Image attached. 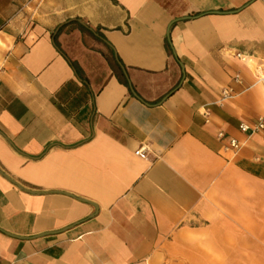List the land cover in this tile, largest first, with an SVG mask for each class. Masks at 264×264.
<instances>
[{
    "label": "crops",
    "instance_id": "crops-1",
    "mask_svg": "<svg viewBox=\"0 0 264 264\" xmlns=\"http://www.w3.org/2000/svg\"><path fill=\"white\" fill-rule=\"evenodd\" d=\"M260 118L264 0H0V264H264Z\"/></svg>",
    "mask_w": 264,
    "mask_h": 264
},
{
    "label": "built area",
    "instance_id": "built-area-1",
    "mask_svg": "<svg viewBox=\"0 0 264 264\" xmlns=\"http://www.w3.org/2000/svg\"><path fill=\"white\" fill-rule=\"evenodd\" d=\"M239 58L240 55H237ZM237 79V77H236ZM234 96L233 91L230 89H222L221 91V100H226V99H231ZM251 130V132H258L264 130V118L258 119V121L250 127L249 125L242 124L240 126V131L241 132H248ZM219 137H222V134L218 135ZM241 147V144L236 141L235 139H230L228 145L225 147V150H230L233 153H236ZM146 149L144 147H140L135 151V155L140 157V158H146Z\"/></svg>",
    "mask_w": 264,
    "mask_h": 264
},
{
    "label": "water",
    "instance_id": "water-1",
    "mask_svg": "<svg viewBox=\"0 0 264 264\" xmlns=\"http://www.w3.org/2000/svg\"><path fill=\"white\" fill-rule=\"evenodd\" d=\"M120 69H121V71H122V73H123V76L127 79V74H126L124 68H123L122 66H120ZM130 91H131V93H132L134 96H136V94L134 93V91L132 90L131 87H130Z\"/></svg>",
    "mask_w": 264,
    "mask_h": 264
},
{
    "label": "trees",
    "instance_id": "trees-1",
    "mask_svg": "<svg viewBox=\"0 0 264 264\" xmlns=\"http://www.w3.org/2000/svg\"><path fill=\"white\" fill-rule=\"evenodd\" d=\"M167 47H168V46H167ZM168 50H169V47H168ZM123 84H124V85L127 87V84H126V82H124Z\"/></svg>",
    "mask_w": 264,
    "mask_h": 264
}]
</instances>
